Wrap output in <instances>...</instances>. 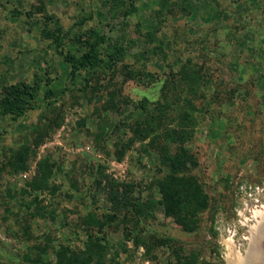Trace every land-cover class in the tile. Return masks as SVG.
<instances>
[{
    "label": "rangeland",
    "instance_id": "374dc122",
    "mask_svg": "<svg viewBox=\"0 0 264 264\" xmlns=\"http://www.w3.org/2000/svg\"><path fill=\"white\" fill-rule=\"evenodd\" d=\"M262 211L264 0H0V264H232Z\"/></svg>",
    "mask_w": 264,
    "mask_h": 264
},
{
    "label": "trees",
    "instance_id": "16d2710c",
    "mask_svg": "<svg viewBox=\"0 0 264 264\" xmlns=\"http://www.w3.org/2000/svg\"><path fill=\"white\" fill-rule=\"evenodd\" d=\"M15 14H18V12H14ZM84 21V20H83ZM82 21V22H83ZM45 35H50L51 33L44 31ZM71 32H63L60 25H56L55 32L50 36L51 39V46L54 47V49L61 55L62 62L70 67V80H74L77 75L79 74L80 70L82 68H94L96 67L97 63H99V53L98 48L105 43V38L103 36L96 37L92 40V33L93 30H88V33L81 32L78 34H73L71 36ZM64 40H68L71 45L74 47H78V45H87L86 51H84L79 57H75L72 55L69 51L66 53L60 52V47L63 46ZM28 94L27 92H20L15 98L11 97V93L8 94L7 98H4L1 100V108L2 111L5 113L12 114L14 116V119L19 117L22 114L21 104L22 99L19 98L20 96ZM11 97V98H10ZM141 109H145L144 106H142ZM181 184V180H179ZM180 186L177 184V187ZM175 185H170L169 189L166 194V198L163 202V205L165 207V212L168 216H171L174 218L178 223H180L185 229H190L188 227V224L186 223V220L182 214L177 213V208L181 207H187L185 209H188V206L191 202H196L197 205H199V208L202 206V199H197L194 195L186 196V194H192L193 190H190L189 188H184L181 190L174 191L173 189H176ZM180 188V187H179ZM188 189V190H187ZM174 191V192H173ZM197 193H201L200 190H197ZM178 194H183L181 196L182 200H185L186 197L188 200H185L186 202H181V200L178 199ZM185 194V195H184ZM197 199V200H196ZM180 206V207H179Z\"/></svg>",
    "mask_w": 264,
    "mask_h": 264
},
{
    "label": "bare ground",
    "instance_id": "6f19581e",
    "mask_svg": "<svg viewBox=\"0 0 264 264\" xmlns=\"http://www.w3.org/2000/svg\"><path fill=\"white\" fill-rule=\"evenodd\" d=\"M255 216L259 218L258 223L251 228V237L246 255L238 254L232 264H244L246 257L254 259L258 263L264 262V211L256 212Z\"/></svg>",
    "mask_w": 264,
    "mask_h": 264
},
{
    "label": "water",
    "instance_id": "95a60500",
    "mask_svg": "<svg viewBox=\"0 0 264 264\" xmlns=\"http://www.w3.org/2000/svg\"><path fill=\"white\" fill-rule=\"evenodd\" d=\"M245 255L246 254H244V256ZM244 264H260V263H258L257 261H254V259H250V258L246 257ZM261 264H264V262H262Z\"/></svg>",
    "mask_w": 264,
    "mask_h": 264
}]
</instances>
